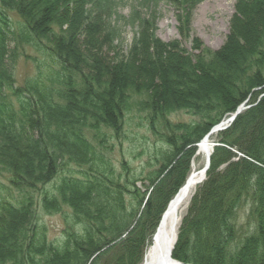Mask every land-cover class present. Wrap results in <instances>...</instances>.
<instances>
[{
  "label": "trees",
  "instance_id": "obj_1",
  "mask_svg": "<svg viewBox=\"0 0 264 264\" xmlns=\"http://www.w3.org/2000/svg\"><path fill=\"white\" fill-rule=\"evenodd\" d=\"M119 1L0 0V264H141L196 145L246 100L215 135L171 257L264 264V0H237L220 49L192 52L157 39L140 12L157 0H132L126 17ZM119 22L132 33L124 51ZM20 56L36 73L19 85ZM180 113L191 122L170 120ZM133 115L159 145L142 178L107 155ZM56 214L58 245L39 220Z\"/></svg>",
  "mask_w": 264,
  "mask_h": 264
},
{
  "label": "rangeland",
  "instance_id": "obj_2",
  "mask_svg": "<svg viewBox=\"0 0 264 264\" xmlns=\"http://www.w3.org/2000/svg\"><path fill=\"white\" fill-rule=\"evenodd\" d=\"M236 1L202 0L191 6L187 0H157V3L148 10L144 8L140 12L154 17L155 35L161 43H179L183 49L190 52H192V47L198 45H201L202 48L216 51L220 49L225 41L224 39L228 35L230 17L234 13ZM132 4V0H120L117 5L118 15L126 17L128 15V6ZM119 23L122 34L121 50L124 51L129 45L132 33L124 23ZM27 53L34 57V53L28 48ZM35 73V63L32 60L24 59L21 56L17 58L14 67V77L17 84L20 85L24 79ZM170 117L173 123L191 122L192 120L183 113ZM129 119L127 129H125L126 137L121 140L122 145L119 142H115L112 150L108 151L107 155L109 161L115 165L117 170L120 169L119 162L124 160L130 173L135 175L136 178H142L157 167L155 161H150L149 157L151 151L159 149V145L150 132H146L140 126L137 127L141 120L138 115H133ZM215 142L214 134L210 138V143L214 146ZM140 151L144 152V154L137 156ZM193 162L195 168L201 170L204 167L205 159L201 155L197 156L195 153L192 165ZM199 185L195 187L194 191ZM136 186L141 188V183H137ZM144 190L143 188L141 189V191ZM67 212V210H64V214H67ZM247 213L248 210L245 208L238 212L236 221L238 230L242 231L247 228ZM62 216L63 214L53 216L40 215V225L45 230L46 241L56 245L61 242L64 229Z\"/></svg>",
  "mask_w": 264,
  "mask_h": 264
},
{
  "label": "bare ground",
  "instance_id": "obj_3",
  "mask_svg": "<svg viewBox=\"0 0 264 264\" xmlns=\"http://www.w3.org/2000/svg\"><path fill=\"white\" fill-rule=\"evenodd\" d=\"M197 148L196 155H201L205 159L211 153L210 138L200 142ZM191 170L184 186L179 190L168 210L164 213L157 237L145 253V264H175L171 254L175 247L177 232L186 214L185 210L188 208L189 201L195 192L194 189L202 182L204 176L203 170H197L194 162Z\"/></svg>",
  "mask_w": 264,
  "mask_h": 264
},
{
  "label": "water",
  "instance_id": "obj_4",
  "mask_svg": "<svg viewBox=\"0 0 264 264\" xmlns=\"http://www.w3.org/2000/svg\"><path fill=\"white\" fill-rule=\"evenodd\" d=\"M247 105H248V103H247V100H246V101H244V103H243L242 105H240V106L234 111L233 114H231L228 118L224 119L222 122H220V123H218L217 125H215V126H214V127H213V128H212V129H211V130H210L205 136H204L203 140H206V139L210 138V136H212L214 133H218V132L224 131V129L228 128V127L230 126V124L234 121V119H235L238 115H240V113L243 112L244 109L248 108ZM203 140H202V141H203ZM197 147H198V145H197ZM213 147H214V146H211V153H210L208 156H206V158H205V164H204V168H203V174H204V176H203V178H202V182L204 181L205 173L208 171V167H209V164H210V159H209V158H210V155H211L212 152H213ZM179 190H180V189H179ZM179 190L177 191L178 193H179ZM178 193H177V194H178ZM177 194H176V195H177ZM176 195L173 197V199L176 197ZM173 199L169 202V204L167 205L165 211L163 212V215H162V217H161V219H160V221H159V223H158V227H157V229H156L155 232H154V235H153L154 237L152 238L151 243L154 242L155 238L157 237L156 235H157V233H158V231H159V229H160V227H161V221H162V219H163L164 213L168 210V208H169L171 202L173 201ZM173 262H174L175 264H183V263L178 262L177 260H176V261L173 260ZM142 264H145V258H144ZM187 264H188V263H187Z\"/></svg>",
  "mask_w": 264,
  "mask_h": 264
}]
</instances>
